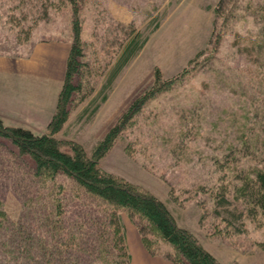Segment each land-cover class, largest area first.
<instances>
[{"label":"rangeland","instance_id":"1","mask_svg":"<svg viewBox=\"0 0 264 264\" xmlns=\"http://www.w3.org/2000/svg\"><path fill=\"white\" fill-rule=\"evenodd\" d=\"M77 21L78 90L57 137L90 155L127 120L100 167L157 195L223 264H264V209L256 203L264 195L257 177L264 173V0H0V55L26 59L38 43L73 42ZM135 36L148 39L109 84ZM43 76H32L31 86L22 78L19 90L58 95L60 78L45 86ZM32 166L0 138V199L25 236L40 230L51 190L67 226L90 220L94 207L74 195L70 179L40 187ZM81 247L74 254L88 264L86 235Z\"/></svg>","mask_w":264,"mask_h":264},{"label":"trees","instance_id":"2","mask_svg":"<svg viewBox=\"0 0 264 264\" xmlns=\"http://www.w3.org/2000/svg\"><path fill=\"white\" fill-rule=\"evenodd\" d=\"M80 31L77 21L73 26V42L69 41L64 80L47 129L38 131L6 123L0 115V138L8 139L20 155L30 157L34 181L40 187L47 180L54 181L57 176H65L72 181L74 195L78 198L82 193L83 204L94 207L96 215L93 213L85 223L75 222L67 226L60 196L51 190V209L46 208L43 212L40 230L35 235L25 236L20 226L8 217L0 199V264H83L80 255L74 254V251L82 248L85 235L88 248L83 249L89 251L88 264L97 260L105 264H123V257L126 258L124 264H131L124 214L137 226L144 245L152 254L162 255L174 264H223L191 231L178 225L171 209L157 195L100 167V159L112 147L119 128L127 120L122 122L121 127L114 125L109 129L90 155L80 142L57 137L56 134L68 120L73 95L78 90L74 77L79 73L83 54ZM147 39L148 36H135L129 40L117 59L109 84L121 68L139 53ZM155 80L161 84L166 82L162 81L160 70H156ZM141 102L143 100L130 109L134 106L139 109ZM97 106L93 110H97ZM130 109L124 118L131 116L133 110ZM257 177L261 188H264V173L259 172ZM64 189L65 184H59V190ZM38 192L34 199L38 200L42 194ZM223 199L226 200L225 197ZM256 203L264 209L263 194H259ZM85 226L88 228L86 232L83 231ZM161 244L166 248H161Z\"/></svg>","mask_w":264,"mask_h":264},{"label":"crops","instance_id":"3","mask_svg":"<svg viewBox=\"0 0 264 264\" xmlns=\"http://www.w3.org/2000/svg\"><path fill=\"white\" fill-rule=\"evenodd\" d=\"M38 45L35 49L33 45L26 59L0 55V115L5 121H11H7L8 123L14 120L12 124L18 123L35 130L42 129L49 123L55 112L58 95L57 92L51 93L49 98L54 104L46 105L48 97L44 93L30 89L19 90L22 78L24 86H31L32 76L36 75H44L47 81V84H43L45 86L50 82L51 86L53 85L55 75L63 83L70 50V42L62 39L51 41V43H38ZM124 222L131 264H174L170 259L152 254L146 248L137 226L127 215L124 216Z\"/></svg>","mask_w":264,"mask_h":264}]
</instances>
